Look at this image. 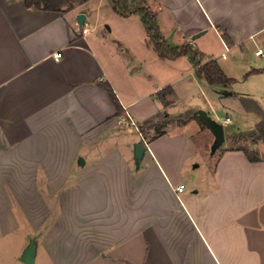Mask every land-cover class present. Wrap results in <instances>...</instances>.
Listing matches in <instances>:
<instances>
[{"label": "crops", "instance_id": "0c3cea01", "mask_svg": "<svg viewBox=\"0 0 264 264\" xmlns=\"http://www.w3.org/2000/svg\"><path fill=\"white\" fill-rule=\"evenodd\" d=\"M89 1L0 0V264L32 239L35 264H264V139L245 134L264 119V72L246 75L264 69V0H146L167 43L216 59L228 85L161 57L141 14L93 34ZM201 109L224 125L215 152Z\"/></svg>", "mask_w": 264, "mask_h": 264}, {"label": "trees", "instance_id": "16d2710c", "mask_svg": "<svg viewBox=\"0 0 264 264\" xmlns=\"http://www.w3.org/2000/svg\"><path fill=\"white\" fill-rule=\"evenodd\" d=\"M86 1L88 0H25V3L28 7L35 6L39 9L49 11H67L72 9L76 3H84ZM109 1L111 2L114 10L122 16H129L131 14L142 15L143 22L150 37V44L161 57L174 59L183 55H188L191 58V62L193 63L194 67L196 68L198 77L205 78L211 84L219 83L228 85L235 81L234 78L228 77L226 75L216 59L206 60L205 55L192 45L184 43L179 47H171L160 31V27L157 22V13L151 9L146 0ZM261 71L264 72V69H253L246 75L248 76ZM103 86H105L113 100L116 102L117 106H119L120 111L121 107L112 87L108 83L103 84ZM167 91H172V88H164L160 94L166 93ZM191 113L192 112H188L185 114V116H183L184 118H181V122H185L186 119L190 117ZM148 123L151 126H155L160 134L164 133L162 130L164 125L163 123H156L154 121H149ZM252 136L255 142L264 139V119L257 124L256 130L253 132ZM253 154L249 153V158L252 161L259 160V157Z\"/></svg>", "mask_w": 264, "mask_h": 264}, {"label": "rangeland", "instance_id": "374dc122", "mask_svg": "<svg viewBox=\"0 0 264 264\" xmlns=\"http://www.w3.org/2000/svg\"><path fill=\"white\" fill-rule=\"evenodd\" d=\"M86 10H88V20H87V25L89 28L94 29L93 34L97 35H104V34H108L110 35L111 31H110V27H114L115 28H119L120 26H124V23L120 22L119 20V16L117 15L118 13L114 10V8L112 7V4L109 0H102L101 2L99 0H91L86 4ZM117 13V14H116ZM122 16V15H121ZM119 48V46H117ZM125 57V59L127 58V55H123ZM261 86V84H260ZM264 99V92L261 96ZM221 108V107H220ZM222 109V108H221ZM221 111V115L225 116L226 113L223 112V110ZM237 122L234 121L233 125H236ZM246 136L250 135V140L254 141V138L251 134L249 133H245ZM249 139V138H248ZM257 141V140H256ZM258 143V142H256ZM243 143H239V144H233L232 146H241ZM245 144V142H244ZM248 149L252 152H255L256 150H254L252 148V145L248 142L247 144ZM218 152V151H217ZM217 152L216 155L217 156ZM200 156H212L210 155V153H208L207 151L202 152Z\"/></svg>", "mask_w": 264, "mask_h": 264}, {"label": "water", "instance_id": "95a60500", "mask_svg": "<svg viewBox=\"0 0 264 264\" xmlns=\"http://www.w3.org/2000/svg\"><path fill=\"white\" fill-rule=\"evenodd\" d=\"M85 20H86L85 13H79L77 15V21L80 26H83ZM197 116L199 117L200 121L203 124H205L214 134L215 139L211 149L212 152H215L225 141L224 125L218 120L214 119L211 115L208 114L207 111L203 109L197 112ZM146 149L147 148L143 143H137L135 145L136 158L137 159L141 158V156H143V153ZM36 249H37V243L35 239H32L28 247L25 249L23 255L21 256V261L23 262V264H35Z\"/></svg>", "mask_w": 264, "mask_h": 264}, {"label": "built area", "instance_id": "2783aa9c", "mask_svg": "<svg viewBox=\"0 0 264 264\" xmlns=\"http://www.w3.org/2000/svg\"><path fill=\"white\" fill-rule=\"evenodd\" d=\"M224 44H225V48H226V50H229V49H230V46H229L227 43H224ZM257 54H264V51H263L262 49H259V50H257ZM224 56H226L225 53H224ZM56 57H57V58L60 57V54H57ZM228 119H229V118H228ZM183 188H184V185H181V186L178 187V190H179V191H182Z\"/></svg>", "mask_w": 264, "mask_h": 264}]
</instances>
